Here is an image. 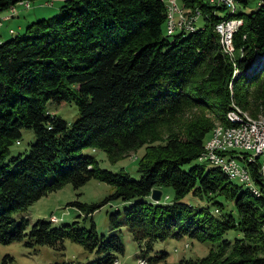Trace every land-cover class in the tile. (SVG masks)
I'll return each instance as SVG.
<instances>
[{
	"label": "trees",
	"instance_id": "trees-1",
	"mask_svg": "<svg viewBox=\"0 0 264 264\" xmlns=\"http://www.w3.org/2000/svg\"><path fill=\"white\" fill-rule=\"evenodd\" d=\"M30 1L0 0V16ZM181 2L188 17L202 18L194 32L168 36L166 0H68L24 33H0V244L24 242L64 256L70 241L88 252L77 264H114L125 254L126 228L138 258L157 242L188 236L218 246L181 264H264L259 165H247L255 195L219 168L194 164L217 122L229 125L233 102L253 117L264 113V60L253 64L264 56V0L250 16L243 10L231 16L209 0ZM232 18L243 21L232 36L235 60L216 30ZM72 103L79 111L72 125L48 109ZM24 130L34 132L35 142L12 155ZM87 149L104 152L113 165L144 149L139 177L101 167ZM92 180L114 193L101 204L72 203L86 219L112 201L129 204L109 215L108 235L96 224L61 227L51 220L27 233L25 214L34 203ZM156 189L163 192L159 203L151 199ZM167 190L175 195L171 204L162 203Z\"/></svg>",
	"mask_w": 264,
	"mask_h": 264
},
{
	"label": "rangeland",
	"instance_id": "rangeland-1",
	"mask_svg": "<svg viewBox=\"0 0 264 264\" xmlns=\"http://www.w3.org/2000/svg\"><path fill=\"white\" fill-rule=\"evenodd\" d=\"M181 1L182 0H177L178 7L180 8L183 7ZM260 1L261 0H248L247 3H237L238 12L243 10L247 16H250L252 13L257 11ZM166 3L168 8L172 7L171 0H166ZM30 4V9L21 5L17 6V13L10 16V22H6L4 24V27L0 31L1 35H7L6 37H8V35L10 36V30H14L12 31L13 33H24L27 26L59 14L61 8L65 5L64 2H52L51 0H34L30 1ZM13 7L15 6H12L9 10H12ZM9 10L6 12L7 14L12 12ZM173 17L176 22H179V14L177 12L173 14ZM202 23V18H200L197 25L200 26ZM248 102H251V99H249ZM233 103L235 104H232L230 109L231 112L237 111L236 113L234 112L237 116L241 115L246 119V121H250L252 123L257 121L254 122V124H261L264 121V113L258 115L257 117H253L247 109H244L239 105L237 106L236 102ZM77 107L78 106L74 103L57 107L50 104L48 109L52 114H57L68 124L72 125L79 118V111ZM261 111L264 110L261 109ZM221 126L224 125L217 122L216 127L220 128ZM34 142V132L31 130H24L19 146L15 144L11 150L12 155L28 152L29 149H31V144ZM85 153L94 155L99 161L101 167L113 172H118L121 168H125L132 178L137 179L139 177L137 174L138 162L144 155V149L137 153H131L128 157L116 165H113V163L111 164L108 160L109 158H107L106 154L102 151L87 149L85 150ZM200 163L201 162L199 161L194 162V164ZM238 163L242 166L245 164L241 160H238ZM204 164L208 167H214L213 164L209 162ZM187 168L188 166L186 169ZM237 183L238 185H242L239 182ZM113 193L114 189L112 187L107 184L100 183L97 180L90 181L87 185L78 190H75L71 185H67L64 189H60L58 192L49 194L30 207L28 212L25 214L26 219L29 222L27 233H29L31 228L39 220L48 221L51 218L52 223L61 227L65 224H72L76 221L83 223V225L87 228H90L92 224H96L97 231L101 235H108L110 227L109 215L117 211H121L123 213L124 210L129 207L128 202L123 203L119 200L112 201L106 204L94 215L91 216L89 214L87 219L85 218V213L72 206V203L81 202L89 205L101 204L107 201ZM165 194L168 196V199L165 197L162 200V203L171 204L175 195H173V193L169 190H167ZM186 201H189V197ZM209 208L212 210L214 207L209 206ZM58 218L61 219V221ZM122 230L124 232L123 242L125 245V254L124 256L119 257L121 264H137V259L140 256L141 250H139L137 243L133 240L129 232H127V229L122 228ZM65 246L66 252L64 256H62L60 252L50 247L34 248L26 246L24 242L9 243L8 245L0 244V264H61L63 261L67 264H77L78 262L86 261L88 252H86L80 245L66 241ZM217 246L218 243H202L188 236L178 239L170 238L165 242H157L154 244V250L151 252H144V258L147 259L149 264H181V261L184 260L202 259L206 257L211 250H215ZM11 258L12 260L10 261L9 259ZM5 260L7 263H5Z\"/></svg>",
	"mask_w": 264,
	"mask_h": 264
},
{
	"label": "built area",
	"instance_id": "built-area-1",
	"mask_svg": "<svg viewBox=\"0 0 264 264\" xmlns=\"http://www.w3.org/2000/svg\"><path fill=\"white\" fill-rule=\"evenodd\" d=\"M52 2H67L68 0H51ZM177 6V13H182V22H175V29H168V36H174L177 32H182V30H186V28H194L197 26V23L200 19V14L196 13L195 15L188 17L183 10V8L178 7V3L176 0L171 1ZM212 6H225L227 10L230 9V3H227L226 0H209ZM27 9L31 8V4L22 5ZM11 13H17V9L9 10ZM6 22H10V13L3 14L0 16V31L4 27ZM235 25L234 22L223 21L220 24V31H217L218 34L222 38H229V46H231V32H233ZM14 30H10L12 32ZM226 52V50H225ZM217 140V139H216ZM264 146V127H255L250 124V130L241 131L240 129H232L230 136H223L222 131V139H218L215 142V148L212 149V158L211 160L218 161V148H226L228 153V160L226 163L230 167V171H233L237 177L246 178L245 171L243 168H237L233 165V157L234 156H242L250 159L252 164L259 165V178L261 180L262 185H264V157H260V150ZM247 183L252 187L258 188L256 183H250L246 178Z\"/></svg>",
	"mask_w": 264,
	"mask_h": 264
},
{
	"label": "bare ground",
	"instance_id": "bare-ground-1",
	"mask_svg": "<svg viewBox=\"0 0 264 264\" xmlns=\"http://www.w3.org/2000/svg\"><path fill=\"white\" fill-rule=\"evenodd\" d=\"M171 1H173V0H171ZM247 1L248 0H226L227 3H230V9H228V10H229L231 16L237 15V12H238L237 3H244ZM176 2H177V0H176ZM28 3L29 2L24 3V5L28 4ZM171 4H172V7L168 8L169 9L168 10V16H169L168 22H169L170 29H175L176 20L173 17V14L177 12V6L173 2H171ZM178 14H179V22H182V13H178ZM234 20H235V25H234L233 32H231V46L229 49L227 47V46H229V38H222V45L224 47V50H226L227 55H229L233 60H235V55H237V54H236V51L234 48L235 46L233 45L232 36L234 34H236L239 31V29L243 26V21L239 20V19H233L232 18V19H228L226 21L227 22H234ZM221 23H223V22H221ZM220 24H218L216 27L217 31H220ZM196 29H197L196 26H194V28H186L185 31L186 32H194ZM11 33H13V32H11ZM236 75H239L238 71L236 72ZM232 112H230L227 115V122L229 123V125H227V126L224 125V126H221L220 128L217 127L214 129V131L211 135V138L207 141V143L205 145V153L200 158L199 161L202 163L209 162V163L213 164V166L216 168H219L223 172V174H225L228 177V179H230L233 182L241 183L243 186H245L246 189L247 188L250 189L253 194L259 195V189L256 187L250 186V184L247 183V180H246V178H247L250 183H256V180L253 178L250 168L247 166L250 163H252V162H250V159L242 157V156H234L233 157V165L237 168H243L245 171L246 178H239L236 176V174L233 171H230L231 166H228V164L226 163V160H228V153H227L226 148H218V158H219L218 161L211 160L212 149L215 148V142L218 139H222V131H223V136H230L232 129H240L241 131L250 130V124L255 126V127H257V126L258 127H264V121L261 124H256V123L254 124V122H257V121H254L253 123L250 121H246V119L244 117H242L241 115L237 116L236 114H234L235 111L233 113ZM259 152H260V157H263L264 156V146ZM238 160L243 161L245 164L243 163L244 164L243 166L240 165L238 163ZM139 264H147V262L145 260H140Z\"/></svg>",
	"mask_w": 264,
	"mask_h": 264
},
{
	"label": "water",
	"instance_id": "water-1",
	"mask_svg": "<svg viewBox=\"0 0 264 264\" xmlns=\"http://www.w3.org/2000/svg\"><path fill=\"white\" fill-rule=\"evenodd\" d=\"M256 60L254 61V65H256V64H258V63H260L261 61H263L264 60V56H262V57H260V56H258L257 58H255ZM162 196H163V192L162 191H160V190H154V192L152 193V197H151V199L154 201V202H156V203H159L160 201H161V199H162Z\"/></svg>",
	"mask_w": 264,
	"mask_h": 264
},
{
	"label": "crops",
	"instance_id": "crops-1",
	"mask_svg": "<svg viewBox=\"0 0 264 264\" xmlns=\"http://www.w3.org/2000/svg\"><path fill=\"white\" fill-rule=\"evenodd\" d=\"M3 36H7V35L2 34L1 37H3Z\"/></svg>",
	"mask_w": 264,
	"mask_h": 264
}]
</instances>
